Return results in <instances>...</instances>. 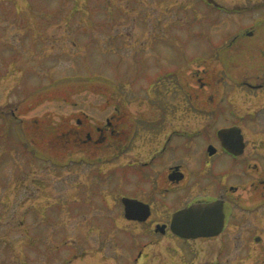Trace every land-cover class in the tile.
I'll use <instances>...</instances> for the list:
<instances>
[{"label":"rangeland","instance_id":"374dc122","mask_svg":"<svg viewBox=\"0 0 264 264\" xmlns=\"http://www.w3.org/2000/svg\"><path fill=\"white\" fill-rule=\"evenodd\" d=\"M215 2L229 11L200 0H0V264L190 263L191 247L155 233L167 220L162 205L144 223L129 221L115 195L126 186L145 200L135 176L128 184L116 176L123 163L142 160L143 138L92 185L75 131L84 112L105 118L111 103L135 120L147 115L144 99L161 97L152 113H172L179 81L206 71L203 82L218 88L229 60L243 77L263 74L264 0ZM242 28L252 34L235 43ZM247 93L232 95L243 108L244 149L264 157L255 150L264 145V89ZM261 224L251 218L245 234H264ZM232 242L224 255L217 245L195 247L196 264H247L237 247L244 239ZM254 245L251 264H264V240Z\"/></svg>","mask_w":264,"mask_h":264},{"label":"flooded vegetation","instance_id":"af4514ba","mask_svg":"<svg viewBox=\"0 0 264 264\" xmlns=\"http://www.w3.org/2000/svg\"><path fill=\"white\" fill-rule=\"evenodd\" d=\"M200 1L218 10L229 11L215 0ZM184 9L181 8V11ZM251 34L252 31H248V28H242L233 38L237 43L241 42L244 36ZM239 68L238 63L234 67L233 61L229 60L225 76L217 82L218 88L214 84L211 86L212 83L208 81L203 82L200 75L207 78L206 71L194 72L191 84L179 81V86L174 89L177 91V101H175V109L172 113L167 112L165 115L162 113L163 110H156L152 113L153 102L161 105V97L147 98L144 99V103L147 102V115L142 119L132 120L122 111L120 105L111 103L109 106H112L113 112L105 118L84 112L81 120L76 123L80 128L75 131L80 138L79 141L75 140L80 153V163L86 170L90 169L92 185L95 182L92 180H98L105 166L113 167L116 159L120 158L131 144L135 143L139 137L143 138L142 160L138 157L136 161L123 163L116 176L122 179L124 184H128L135 176L134 181H137L139 185H144L142 190H136L143 191L145 200L143 201L139 193L131 187L126 186L124 191H120L118 187L115 195L120 197L122 205L125 198L136 199L148 204L151 208L149 219L154 214V206L162 205L160 215L167 220L157 222L155 227L166 225L164 235L176 238L191 247L192 258H189L190 263L184 262L185 264H196L199 259L196 256L198 253L194 252L195 247L217 245L224 255V252L235 244L232 242L233 239H244L243 246L237 245V247L241 249V252L244 251L243 254H246V257L241 260L244 259L247 264H251L254 244H259L264 240L263 233H256L250 237L251 232L245 234L247 223L251 222V218H264V157L250 156L247 146L240 150L242 151L240 154H234L223 146L219 137L221 129L241 128V134H243V127L240 125L244 117V113H241L243 108L240 106V100L232 95L239 90L247 93L251 90L264 89V73L261 74L260 68L250 76L246 73V77L241 76ZM204 89L211 91L207 98L204 93H200ZM217 100L219 101L216 104ZM246 109L244 108L245 111ZM165 117H168V121L176 123L175 126L166 129L163 123ZM218 121L239 123L227 124L214 129V124ZM255 150H257V155L260 151L264 152V145H258ZM107 159L109 162H106ZM158 161L162 162L155 172L147 171V167ZM261 169L262 171L259 172ZM232 178H234L233 181H231ZM92 185H88L91 190H93ZM92 194L96 196L99 191L94 190ZM174 198L176 199L173 200ZM214 202H220L223 205L225 222L219 235L187 240L171 232L170 224L177 212L195 204ZM177 203L179 206L175 205ZM123 208L125 210L124 205ZM262 226L261 224L258 229L263 231ZM237 233L240 235H236ZM235 247L232 246L231 249ZM239 257L241 256L238 255L233 259ZM231 259L226 258L225 262H230ZM215 260H208L206 264H219Z\"/></svg>","mask_w":264,"mask_h":264},{"label":"water","instance_id":"95a60500","mask_svg":"<svg viewBox=\"0 0 264 264\" xmlns=\"http://www.w3.org/2000/svg\"><path fill=\"white\" fill-rule=\"evenodd\" d=\"M223 146L234 154L244 148L243 135L239 128L223 129L219 132ZM125 217L128 220L145 222L151 216L149 205L136 199L125 198ZM223 205L220 202L195 204L177 212L170 225L171 231L185 239L210 238L220 234L224 227ZM166 225H158L155 231L165 234Z\"/></svg>","mask_w":264,"mask_h":264}]
</instances>
